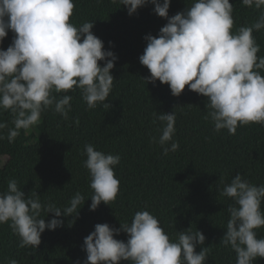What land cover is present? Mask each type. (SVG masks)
Returning a JSON list of instances; mask_svg holds the SVG:
<instances>
[{
  "label": "clouds",
  "instance_id": "9594fccd",
  "mask_svg": "<svg viewBox=\"0 0 264 264\" xmlns=\"http://www.w3.org/2000/svg\"><path fill=\"white\" fill-rule=\"evenodd\" d=\"M119 3L130 16L151 3L154 13L167 20L158 36H145L147 46L139 61L150 76L143 80L167 84L173 96H180L187 86L207 97L205 119L211 120L217 133L226 129L235 135L238 127L264 126V76L260 72L264 57L257 55L260 45L253 36L254 31L264 30V0H241L243 6L260 10V15L255 23L235 32L229 0H194L171 17V0ZM74 8V0H0V43L9 31L14 33L11 45L0 48V110L12 116L13 127L6 137L9 143L21 129L37 125L45 110L52 109L67 120L72 100L66 94L69 91L79 89L88 109L110 107L106 101L113 88L111 70L117 57L104 50L103 41L91 31L94 22L79 27L70 22ZM153 115L162 124L158 143L163 154L177 151L175 112ZM6 127L0 123V130ZM152 142H157L155 137ZM84 154L93 192L90 211H95L102 202L111 205L118 195L114 168L120 157L98 151L92 144L84 146ZM220 195L234 201L227 208L229 219L220 244L236 253V264H255L264 258V238L258 239L256 231L264 227V184H251L238 173ZM84 202L77 192L63 209L53 203L42 205L37 193L26 198L17 181L9 180L7 190L0 192V225L9 224L19 237L20 248L36 249L46 229L63 226L58 219L62 214L78 216ZM42 211L54 213V218L46 223ZM121 231L128 234L126 242L114 238ZM205 240L201 231L193 232L190 227L172 240L154 215L137 211L131 223H121L120 228L96 224L84 238V264H206L209 248L201 247ZM197 246L201 247L198 253ZM7 264L18 262L11 259Z\"/></svg>",
  "mask_w": 264,
  "mask_h": 264
},
{
  "label": "trees",
  "instance_id": "16d2710c",
  "mask_svg": "<svg viewBox=\"0 0 264 264\" xmlns=\"http://www.w3.org/2000/svg\"><path fill=\"white\" fill-rule=\"evenodd\" d=\"M229 2L233 5V32L258 19L260 10L243 6L241 0ZM74 3L70 22L77 27L94 22L91 31L103 41L104 50L117 57L111 70L113 88L106 101L110 107L88 109L79 89L69 91L66 94L72 100L67 120L52 109L45 110L40 122L28 130L21 129L12 143L6 138L8 128L13 127L12 116L0 110V123L7 124L0 130L5 137L0 140V192L6 191L7 182L14 179L26 198L37 193L42 205L53 203L63 209L77 192L85 202L78 216L62 214L58 219L63 220V226L46 229L36 249L20 248L19 237L9 224L0 225V264L11 259L18 264H84V238L96 224L120 228L121 223L130 224L134 214L144 210L158 219L172 240L177 232L189 227L193 232L201 231L206 237L201 247L209 248L206 264H236V253L220 244L229 219L227 208L234 201L220 192L238 173L251 184H264V126L238 127L235 135H229L226 129L217 133L211 120L205 119L207 97L187 86L180 96H173L167 84L143 80L150 76L139 61L147 46L145 36H158L167 23L154 13L151 3L131 16L119 0ZM193 3L194 0H171L169 17ZM253 36L260 45L257 55L264 57V30L254 31ZM13 37L9 31L0 48L6 50ZM260 72L264 76V70ZM173 111V139L179 148L164 155L158 143L162 124L153 114ZM43 124L46 130L39 131L36 126ZM86 144L120 157L114 168L119 180L118 195L111 205L102 202L95 211H90L93 192L83 164ZM166 146L170 147V143ZM261 210L264 211V201ZM41 218L47 223L54 213L42 211ZM256 231L258 239L264 238V227ZM114 238L126 242L128 234L121 231ZM201 247L197 246V253ZM255 264H264V258Z\"/></svg>",
  "mask_w": 264,
  "mask_h": 264
},
{
  "label": "rangeland",
  "instance_id": "374dc122",
  "mask_svg": "<svg viewBox=\"0 0 264 264\" xmlns=\"http://www.w3.org/2000/svg\"><path fill=\"white\" fill-rule=\"evenodd\" d=\"M36 127H37V129H38L39 131H45L46 128H47L46 124L38 125V126H36Z\"/></svg>",
  "mask_w": 264,
  "mask_h": 264
}]
</instances>
